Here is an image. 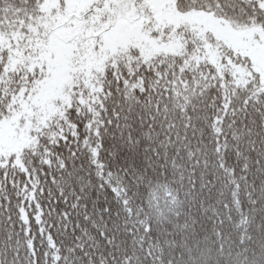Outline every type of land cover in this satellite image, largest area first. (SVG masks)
Instances as JSON below:
<instances>
[{
  "label": "snow or ice",
  "instance_id": "obj_1",
  "mask_svg": "<svg viewBox=\"0 0 264 264\" xmlns=\"http://www.w3.org/2000/svg\"><path fill=\"white\" fill-rule=\"evenodd\" d=\"M0 264H264V0H0Z\"/></svg>",
  "mask_w": 264,
  "mask_h": 264
}]
</instances>
